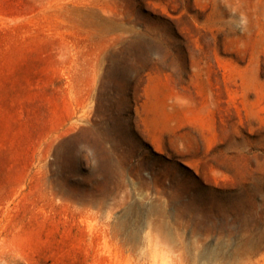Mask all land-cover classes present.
Instances as JSON below:
<instances>
[{"label": "rangeland", "instance_id": "obj_1", "mask_svg": "<svg viewBox=\"0 0 264 264\" xmlns=\"http://www.w3.org/2000/svg\"><path fill=\"white\" fill-rule=\"evenodd\" d=\"M264 264V0H0V264Z\"/></svg>", "mask_w": 264, "mask_h": 264}, {"label": "clouds", "instance_id": "obj_2", "mask_svg": "<svg viewBox=\"0 0 264 264\" xmlns=\"http://www.w3.org/2000/svg\"><path fill=\"white\" fill-rule=\"evenodd\" d=\"M169 264H183V261L180 260V261H171L169 262Z\"/></svg>", "mask_w": 264, "mask_h": 264}]
</instances>
